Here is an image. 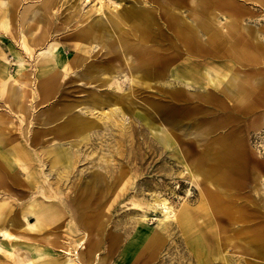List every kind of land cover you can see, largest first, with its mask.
I'll use <instances>...</instances> for the list:
<instances>
[{"label":"bare ground","instance_id":"obj_1","mask_svg":"<svg viewBox=\"0 0 264 264\" xmlns=\"http://www.w3.org/2000/svg\"><path fill=\"white\" fill-rule=\"evenodd\" d=\"M99 1L0 0V263L173 264L177 228L191 264L236 236L264 264V0ZM166 150L194 205L155 190L115 219Z\"/></svg>","mask_w":264,"mask_h":264},{"label":"rangeland","instance_id":"obj_2","mask_svg":"<svg viewBox=\"0 0 264 264\" xmlns=\"http://www.w3.org/2000/svg\"><path fill=\"white\" fill-rule=\"evenodd\" d=\"M105 1L109 2L112 6L118 5V2L113 3L112 0ZM81 2L83 5H86V8L91 5H95L96 7H99L101 5L99 0H81ZM55 37L57 39H61V37H63V34L56 35ZM54 38H52L50 42L53 41ZM73 53L74 52H71L69 53V55H72ZM124 88L125 92L129 91V85L124 84ZM144 98L145 97H141L138 95L131 96L132 100H137V105L139 107L141 103L145 105L146 100H144ZM251 141H253L252 147L259 151V158L264 159V132H258L255 136L252 137ZM102 152L104 153L108 151L103 150ZM101 154L102 153H99V155ZM85 162L86 161H83V163ZM142 170L143 173L135 179L134 187L130 189L128 195H126V197H124L114 209L115 219L127 220V218H129V215L136 214L137 212L141 213L143 211L142 208L134 206L131 203V198L133 197V195H136V197H145L152 201V198L155 196V193L153 191L158 190L161 191L164 196H167L171 203L177 207H181L184 201H187V198H189L191 204L194 205L199 197L198 186L190 178V176H187L186 173H184V165L176 163L175 158L170 156L168 150L162 153H159V151L153 154L147 153L144 162L141 165V171ZM146 212V221L149 225L152 226L156 225L159 221V218L162 216V212L155 211L154 208L147 209ZM127 225L130 226L131 223H128ZM222 225L225 227L224 230H226L228 234H231V226H229L227 221H222ZM233 239L238 243L235 246L228 247L229 250L226 252L227 260L231 264H248L247 261L249 258H251L250 254L247 253V251L244 249L242 241H240L237 236ZM185 246L186 244L183 236H181L180 230L174 228L172 238L170 239L167 247L163 250L164 260L168 262L172 261L173 264H191L190 259L187 258L188 255ZM8 260L9 259L5 256V253L0 250V261L7 262ZM192 264H195V262H193ZM216 264H220L219 261H216Z\"/></svg>","mask_w":264,"mask_h":264}]
</instances>
